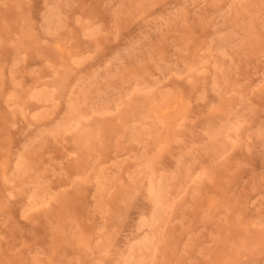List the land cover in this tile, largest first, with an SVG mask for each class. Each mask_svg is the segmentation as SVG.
<instances>
[{
  "label": "rangeland",
  "instance_id": "1",
  "mask_svg": "<svg viewBox=\"0 0 264 264\" xmlns=\"http://www.w3.org/2000/svg\"><path fill=\"white\" fill-rule=\"evenodd\" d=\"M0 264H264V0H0Z\"/></svg>",
  "mask_w": 264,
  "mask_h": 264
},
{
  "label": "bare ground",
  "instance_id": "2",
  "mask_svg": "<svg viewBox=\"0 0 264 264\" xmlns=\"http://www.w3.org/2000/svg\"><path fill=\"white\" fill-rule=\"evenodd\" d=\"M164 111V110H163ZM167 112V111H166ZM163 113H165V112H163ZM164 117H165V115H164Z\"/></svg>",
  "mask_w": 264,
  "mask_h": 264
}]
</instances>
